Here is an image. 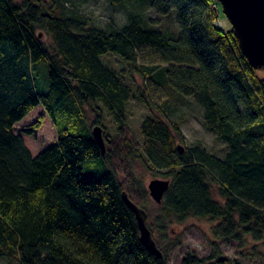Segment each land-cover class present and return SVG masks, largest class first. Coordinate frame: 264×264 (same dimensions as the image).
Returning a JSON list of instances; mask_svg holds the SVG:
<instances>
[{"label": "trees", "instance_id": "16d2710c", "mask_svg": "<svg viewBox=\"0 0 264 264\" xmlns=\"http://www.w3.org/2000/svg\"><path fill=\"white\" fill-rule=\"evenodd\" d=\"M108 1L114 7L129 4ZM144 2L158 16L174 15L177 29L151 26L140 5L121 29L108 30L64 0H0L1 261L170 264L168 252L160 259L141 242L138 220L123 194L141 205L108 167L93 136L96 127L104 133L106 111L124 125L134 93L154 110L148 92H134L125 81L126 72L195 100L207 130L227 147L224 159L201 145L182 152L178 124L151 116L142 123L144 146L131 155L170 182L158 218L164 239L169 226L198 218L216 223L217 238L245 242L250 237L264 244V75L249 64L232 28L220 24L219 2ZM151 56L158 61L140 63ZM112 57L127 69L109 66L105 60ZM41 62L48 68L46 94L34 85ZM39 106L52 118L58 141L33 156L14 127ZM44 118L25 130L27 136L41 129ZM96 160L104 162L106 174L86 176L85 165ZM228 261L217 245L206 258L188 251L182 264Z\"/></svg>", "mask_w": 264, "mask_h": 264}, {"label": "rangeland", "instance_id": "374dc122", "mask_svg": "<svg viewBox=\"0 0 264 264\" xmlns=\"http://www.w3.org/2000/svg\"><path fill=\"white\" fill-rule=\"evenodd\" d=\"M128 5L124 4L121 7H114L108 0H64L69 3V6L80 11L81 13L93 18V24L96 27L111 30L121 29L128 20L129 12L132 10H144L146 21L151 26L162 27L167 31H175L177 25L175 16H158L149 9L144 0H126ZM136 7V8H134ZM221 21L220 24L226 29H231L225 13H223L222 5L220 4ZM44 42L52 45L50 37H45ZM103 56L102 60L108 58ZM158 61L157 58L151 56L150 59L145 57V61L141 59L142 65H148L146 61ZM106 63L114 67L117 71L122 72L127 69L124 62L117 57H112L105 60ZM39 67L43 68V72L34 75V85L41 93L46 94L49 91L50 85L48 82V68L46 63H39ZM125 81L131 86L134 92L138 88L148 92L150 101L154 105V110H149L142 102H140L135 94L130 100L126 108V116L123 119V124H120L113 115L105 112L104 133L102 136L106 141V155L108 167L116 171L121 179L124 188L131 192L133 199L141 205L148 213V227L154 230V237L159 241L161 251H166L169 254L170 264H182V260L188 251H193L199 256L206 258L214 252V247L218 245L222 258L228 261L223 264H264V244L255 243L250 237L246 238L245 242L235 241L232 239H220L214 235V227L216 223L208 219L202 220L198 218L190 219L184 224H174L169 226V234L166 239L159 232L160 221L158 218L162 216L161 205H159L150 195L149 185L153 180H160L148 172L139 161H135L131 155L132 150L141 151L143 148V134H141L142 123L148 117H154L169 123L172 127L179 125L180 136L177 135L179 146L186 150H191L195 145L203 146L208 153L215 154L218 158L224 159L227 154V147L224 142H221L217 136L207 130L204 121V110L191 98L185 99L172 90L168 85H155L152 81L143 79L139 73H135L132 77L126 72ZM264 75V71L260 72ZM44 116V124L41 129L34 134L27 136V130L33 123L40 120ZM93 120L94 116L91 115ZM124 128L122 131H118ZM15 132L23 136L26 146L31 150L33 156L39 155L46 148L51 147L58 141V130L54 126L51 117L45 115L44 106H39L36 110L29 113L24 120L18 122L14 127ZM107 141H110L109 144ZM110 151H114L112 157H107ZM84 174L92 178H101L106 174L108 168L104 167V162L96 160L89 162L84 167ZM181 243V245H180ZM0 264H18V262H8L6 259ZM220 264V263H219ZM222 264V263H221Z\"/></svg>", "mask_w": 264, "mask_h": 264}, {"label": "water", "instance_id": "95a60500", "mask_svg": "<svg viewBox=\"0 0 264 264\" xmlns=\"http://www.w3.org/2000/svg\"><path fill=\"white\" fill-rule=\"evenodd\" d=\"M222 5L229 23L232 25L233 34L240 44L243 55L249 61V64L257 71H264V0H215ZM101 127H96L93 136L102 153L106 154L105 140L102 136ZM182 152L183 149L180 146ZM170 182L164 179L153 180L149 185L150 195L161 205L165 194L170 189ZM123 199L128 208H130L138 220L139 230L141 231V242L147 250L158 258H163L162 251L153 237V233L148 227V213L145 209L139 207L127 193L123 194Z\"/></svg>", "mask_w": 264, "mask_h": 264}]
</instances>
